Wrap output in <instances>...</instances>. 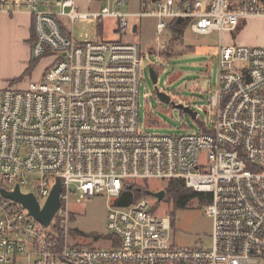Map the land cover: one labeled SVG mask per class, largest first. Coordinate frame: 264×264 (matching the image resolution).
I'll use <instances>...</instances> for the list:
<instances>
[{"label": "built area", "instance_id": "built-area-1", "mask_svg": "<svg viewBox=\"0 0 264 264\" xmlns=\"http://www.w3.org/2000/svg\"><path fill=\"white\" fill-rule=\"evenodd\" d=\"M103 1L100 12L84 13L76 0H0V13L31 16L32 60H54L28 89H0V188L30 185L22 193L43 208L62 184L47 227L0 194V264H264V48L223 45L226 32L264 19V0H140L131 13L116 11L128 0ZM107 18L117 20L121 38L154 19L159 46L176 20L198 35L219 33L218 84L208 100L214 119L202 132L140 129L149 49L79 43L70 29L79 19ZM178 179L211 195L209 247L178 246L171 216H158L147 199L116 206L127 182ZM98 196L110 202L108 248L83 242L70 227L71 205Z\"/></svg>", "mask_w": 264, "mask_h": 264}, {"label": "rangeland", "instance_id": "rangeland-1", "mask_svg": "<svg viewBox=\"0 0 264 264\" xmlns=\"http://www.w3.org/2000/svg\"><path fill=\"white\" fill-rule=\"evenodd\" d=\"M76 3L79 11L84 13L100 12L107 5L103 0H76ZM139 9L140 0H128L127 5L116 11L131 13ZM135 22L133 19L129 20L132 26ZM140 25L139 34H135L134 29L130 27L126 31V36L122 38L117 29V20L113 18L103 21L79 19L70 26V29L79 43L98 40L122 41L137 43L145 51L152 48L154 54L146 59L145 82L140 92L142 131L158 135L202 132L203 124L214 119L212 110H208V100L218 84L219 33L198 35L187 31L185 37L173 42L168 36L164 40V45L159 46L155 30L156 21L146 18ZM2 39L6 70L11 76L15 75L10 87L25 90L31 83H39L43 71L51 63V58L49 61L36 63L34 69L28 71L30 65L25 67V64L22 66L21 63V59L26 57L28 45L17 36L15 25L10 24L3 28ZM223 45L264 48V19H250L233 34L226 32L223 36ZM165 48L171 52L173 58L165 59L161 56ZM150 68H154L158 74L156 85L150 77ZM157 88L170 96L171 104L164 103L156 96ZM179 105L191 107V110L197 113L196 119L178 109L176 106ZM148 183L153 190L162 185L156 181ZM22 191L29 193L32 188L30 185L24 186ZM147 200L151 206H156L158 216H171L174 222L172 236L178 246L185 248L210 246L212 220L197 201L192 202L186 209L175 211L173 203L167 201L166 195L163 201H158L152 196L147 197ZM109 207L110 202L106 196L84 200L80 204L73 203L71 209L74 219L70 223L73 235L82 236L85 238L83 242H91L96 248L110 247L111 244L105 242L102 237L110 235L107 228Z\"/></svg>", "mask_w": 264, "mask_h": 264}, {"label": "trees", "instance_id": "trees-1", "mask_svg": "<svg viewBox=\"0 0 264 264\" xmlns=\"http://www.w3.org/2000/svg\"><path fill=\"white\" fill-rule=\"evenodd\" d=\"M190 28V22L188 20H176L172 21L168 25V35L171 42L185 37L187 31ZM141 30V25H140ZM32 33V30H31ZM31 42H33V34H31ZM104 41V40H102ZM150 53L153 55L152 48L149 49ZM161 56L165 59L173 58L171 52L165 48L162 52ZM47 57L45 59H49ZM43 60V59H42ZM42 60H32L30 62V66L28 71H31L36 66V63ZM54 62L53 58H51L50 65ZM49 65V66H50ZM48 66V67H49ZM47 67V68H48ZM46 68V69H47ZM162 185L157 190H153L148 181H130L127 182L123 191L121 192L120 198L116 201V206L118 207H126L132 205L140 200L147 199L149 196V192H160L164 191L167 196V201L172 202L174 205L175 211L186 209L191 206V203L197 201L201 207H205L211 201V195L197 193L192 189H189L183 180H171L169 182H160ZM172 226L174 227V222L172 219Z\"/></svg>", "mask_w": 264, "mask_h": 264}, {"label": "water", "instance_id": "water-1", "mask_svg": "<svg viewBox=\"0 0 264 264\" xmlns=\"http://www.w3.org/2000/svg\"><path fill=\"white\" fill-rule=\"evenodd\" d=\"M136 30V28H135ZM150 77L153 83L156 85L158 83V74L153 68H150ZM156 96L166 104H171V98L166 93L158 90L156 91ZM178 109H181L185 113L190 114L193 118L196 119L197 113L191 110V107L187 105H179L176 106ZM62 192V184L60 179L57 180V184L55 185L51 197L48 200L47 204L41 208L39 201L33 194H23L20 187L17 186L14 192H8L5 189L0 188V194L10 200L21 203L24 208L29 210L30 214L34 216L37 221H39L42 225L47 227L52 221L55 214L61 207L60 195ZM149 196L157 198L158 201H163L165 198V192H149Z\"/></svg>", "mask_w": 264, "mask_h": 264}, {"label": "crops", "instance_id": "crops-1", "mask_svg": "<svg viewBox=\"0 0 264 264\" xmlns=\"http://www.w3.org/2000/svg\"><path fill=\"white\" fill-rule=\"evenodd\" d=\"M13 24L15 25L16 31H17V36H20L28 45L27 46V53L26 57L21 59L22 66L24 65L25 67L27 65H30V62L32 61L31 57V16L27 13H19L15 15L14 17H10L7 14L0 13V89H4L7 87H10V82L13 81V78H15V75H10L8 71L6 70V57H5V52L3 48V39H2V30L4 27ZM136 28V30H135ZM134 32L135 34H139V28L135 26ZM241 42V41H240ZM242 45V44H241ZM23 61L25 63H23ZM49 61L48 59H43L41 62ZM154 69V68H153ZM46 69L43 71L42 75L45 73ZM11 76V77H10ZM42 78V77H41ZM36 83V82H33ZM31 83V84H33ZM31 84L27 87V89L31 86Z\"/></svg>", "mask_w": 264, "mask_h": 264}]
</instances>
